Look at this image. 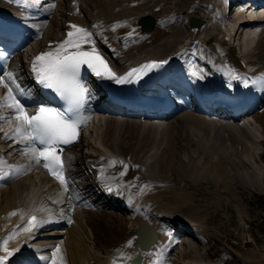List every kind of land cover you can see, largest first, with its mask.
Here are the masks:
<instances>
[{"label": "bare ground", "instance_id": "bare-ground-1", "mask_svg": "<svg viewBox=\"0 0 264 264\" xmlns=\"http://www.w3.org/2000/svg\"><path fill=\"white\" fill-rule=\"evenodd\" d=\"M249 1L252 3L249 4ZM259 1L228 0L225 4V0H52V3L44 6L43 9L37 8L35 4L32 5L31 8L34 11L29 13L22 10L19 5H15L12 0H0V12L2 13L0 19L5 20L7 16L9 18L10 15L7 12H12L17 15L19 21L17 19V21H11L18 23L22 34L27 32L33 35L27 40L29 47L25 52L22 50L21 43L12 45L6 41L3 44L4 47L0 46V70L15 72L22 86L32 88V96L28 98L31 109H34L40 101L33 84L34 78L27 64L39 50H54L55 45L65 39L66 33L70 30L69 24H76L93 33V38L97 42L96 47L118 76H124L131 69L149 62H165L147 75L142 74L139 79L133 78L132 82L124 84L135 91L151 87L154 88V93L160 92L159 86L170 101L167 107L164 104L156 106L153 102L149 103L154 110L145 109L143 111L144 113L150 111V116L147 118L127 117L124 121H118L111 111L103 108L106 98L100 91H97V88H94L90 95L97 111L104 114L102 117L99 116L101 117L99 119L106 124L103 129L104 135L95 136L97 140L102 138L105 141V144H102L105 147L104 152L98 149V146L93 147L90 142L87 151H79V143L82 141L80 133L76 142L70 147H63L62 159L66 161V171L63 175L69 178L70 193H65L64 186L55 177L45 176L41 167L34 163L44 177L56 185L51 186L52 188L49 186L51 190L47 191L48 202L46 198L40 199L42 195H46V192L40 193V188L34 186L35 183L41 184L42 175H39V171L34 170L38 173L35 177L25 176L23 183L18 180L20 175L31 170V162L30 167L28 163L23 166L19 163H11V160L0 164V169L21 170L19 175L9 176L4 181H0V187L3 186L5 191L0 201V243L11 237L8 239L7 247L14 253L8 258L12 264H51L52 249L56 247L60 249L57 259L61 261V264H113V262L129 264L131 260L118 255V250L132 258L140 251L141 257L136 259V264H153L154 261L157 264H175L176 258H179L181 262L183 257H188L190 254V258L196 261L200 256L202 257L199 247L193 242L201 237L208 239L207 234H204L198 225L185 221L173 213L152 209L147 206V203H143V200L142 204L133 201L134 192L127 190L121 184L117 178L119 172L114 171V166L121 164L116 163L109 167L107 161L113 159L125 161L127 172L130 173L127 177L128 181L135 179L133 178L135 173L137 174L135 176H138V171H131L129 166L136 161L139 164L145 163L149 167L152 166V170L156 169L157 173L159 172L158 175L161 172L163 175L161 178L167 179L172 173L175 179L174 185L183 186L197 184L194 178L196 175L193 176V174L195 170L198 172L202 170L203 166L199 169L194 160L195 157H199L207 166L204 167L207 168L205 174H199L202 176V182L206 179V174L212 172L213 186H218L220 182L219 193L230 192L237 198V194L242 196V187H249V191L257 188V183H259L255 175L257 172L253 174L252 170L247 169V173L242 174L240 163L242 164L245 158L253 162L252 159H256L255 153L264 167V156L261 157L259 152H256L255 138L252 134L248 135L246 130L249 126L252 127V123L254 126L257 124L256 127L264 135V90H261L260 83H252L253 80L264 76V21L255 44L249 48V45L254 42L250 30L253 21H247L246 18L248 14L253 15L252 6ZM21 13L35 14V18L22 16ZM81 14L84 16H80ZM146 14L154 19V24L149 31H143L138 24L140 17ZM189 17L201 18L203 22L199 27H190L187 23ZM29 18L34 19V22H27L26 19ZM258 20L262 21L264 18H258ZM0 32L3 36H12L10 33H14L12 26L4 25L3 22H0ZM130 32L131 36L128 35ZM237 32L238 40H242L239 53L233 45L228 43V38L234 37ZM23 53L27 61L25 66L20 67L23 61L21 58L23 56L20 55ZM192 57L201 64L197 71L199 77L186 76L182 67L179 71L173 69L188 62ZM245 66H250L252 70H247ZM230 71L247 79L249 87L246 88L240 81L242 94L237 93L235 88L222 90V93H231L237 101H240V111L243 116L248 117L247 120L254 116V119L249 121V125L241 121L238 124L231 123L239 121L241 112H233L232 114L237 116L229 120L223 114L226 111L217 107L212 97L220 92L212 87L205 74L212 73L215 78L223 82V73L228 74ZM93 76L95 75L90 69L82 74L85 81ZM204 77L208 81V87L197 89L195 86L198 79ZM111 81L113 80L108 82ZM94 83L97 84V81ZM1 90V97H3L6 89ZM205 100L212 101L210 105H207L204 103ZM199 110H202V114ZM5 112L9 115L11 110L6 107ZM205 112L207 115L203 114ZM16 126L17 121L15 120L13 129L8 130L5 137L13 134ZM110 135L113 136L111 139H109ZM0 138L1 141L6 140L1 132ZM263 142L264 140L261 144L264 145ZM12 143L22 146L18 141ZM238 143H241L243 147L241 153L238 150ZM190 146L193 150L189 149ZM25 157L30 159L28 155ZM101 157L104 158L106 180L112 184L114 189L111 193L107 191L105 182L98 179ZM78 161L81 165L77 164ZM7 162L12 164L10 169ZM118 170H125V168L122 165ZM249 170L251 172H248ZM75 175L78 177L77 181ZM189 175L193 176L194 181L192 177L186 178ZM154 176L156 177V174ZM155 177L152 179L146 173L145 177L136 178L135 184L139 186L142 178L145 179L142 186L154 184V181H163ZM165 182L161 186H149L150 190H147L149 187L144 188L143 191L147 190L149 195L146 201L156 200V198H161V201L162 199L168 200L169 193H176L169 183ZM46 186H48L47 183L43 185V188L45 189ZM117 188L120 194H117ZM38 192L40 197L34 201L36 197L34 193ZM218 192L212 193L218 194ZM76 193L79 194L80 200L73 201V206L70 208L69 195ZM184 194H188V191L185 190ZM39 199L42 201L40 202ZM58 203L60 205L54 207L57 212L53 213L52 206ZM126 209L129 211L127 217L119 213H124ZM12 213L15 215H11ZM32 216H36L37 219L46 218L53 222L44 224L30 234L24 229L29 227L27 222ZM69 216L72 219L70 224L67 222ZM238 216L236 215L237 220L233 221L237 223V233L240 231L239 234H241L246 226L242 221V216ZM89 221L97 230L102 228L99 232L91 229L90 239L88 238ZM116 224L118 227H115ZM86 225H88L87 228ZM139 225L146 226L156 235L147 249H140L138 246L135 231ZM60 227H63L64 232L59 229ZM44 231L50 233H43ZM45 235L55 237L63 235L64 238L50 241L37 240V237ZM148 235L151 239L149 231ZM33 238H37L36 241H31ZM130 239L133 240L132 246H126V242ZM245 243L249 244L248 241ZM225 246V251L217 260V264H232L229 260L245 262L244 257L237 252H232L227 245ZM206 249L204 254H206ZM168 251L174 252V259L164 262L163 257ZM0 255H5L2 249H0ZM41 256H48L49 260H41ZM257 256L263 257L264 261L263 252L258 253Z\"/></svg>", "mask_w": 264, "mask_h": 264}, {"label": "snow or ice", "instance_id": "snow-or-ice-1", "mask_svg": "<svg viewBox=\"0 0 264 264\" xmlns=\"http://www.w3.org/2000/svg\"><path fill=\"white\" fill-rule=\"evenodd\" d=\"M12 2L27 8L34 5L36 0H12ZM68 27L70 30L66 33L65 39L57 43L54 50L44 51L35 56L30 70L34 83L42 89L51 90L63 101L62 107L41 103L31 109L28 98L32 96V88L22 86L18 82L19 76L15 72L0 70V87L6 89V94L0 97V107H7L11 110L9 121L11 119L17 121L13 135L8 139L18 141L20 145H23L21 151L30 156V160L35 164L39 165L43 162L44 168L64 186L65 193H70L71 189L69 178L63 175L66 171V161L62 159L63 146L70 145L78 139L79 130L90 118L83 114L88 98V89L82 80V68L86 66L96 77L122 84L132 82L133 78L139 79L142 74L147 75L165 63L149 62L131 69L124 76H118L96 47L97 42L93 38L92 32L76 24H69ZM37 31L39 32V29ZM128 35L131 36L132 33L130 32ZM228 76L230 81H242L246 88L249 87L247 79L235 75L231 71ZM252 83H260L261 90H264V76L253 80ZM4 119L5 117L0 116V120ZM100 160L102 163L98 171V179L105 182L107 191L111 193L114 189L112 184L106 180L104 158L101 157ZM2 163L3 161H0V164ZM116 163L124 166L125 171L119 173V176L123 177L127 170L125 161L115 159L107 161L109 167ZM20 171V169L9 172L0 171V180L19 175ZM146 187L147 185L142 186L141 191ZM116 190L117 194H120L119 188ZM78 200H80L78 193L69 195V207L73 206V201ZM11 215H15V213ZM49 222L53 221L46 218L37 219L36 216H32L27 222L29 227L24 230L31 234L35 229ZM67 222L72 223L70 216L67 217ZM8 239L0 243V249L5 253V255H0V264H7L8 258L14 255L13 251L8 250ZM132 244L133 240L131 239L126 242V246H132ZM59 251V247L52 249L51 264H61V261L57 259ZM118 255L129 260L132 259L119 250ZM40 259L48 261L49 257L41 256ZM153 264H157V262L154 261Z\"/></svg>", "mask_w": 264, "mask_h": 264}, {"label": "rangeland", "instance_id": "rangeland-1", "mask_svg": "<svg viewBox=\"0 0 264 264\" xmlns=\"http://www.w3.org/2000/svg\"><path fill=\"white\" fill-rule=\"evenodd\" d=\"M47 3L51 4L52 2L47 1ZM80 16L83 17L84 15L81 14ZM250 30H252V29L250 28ZM228 40H229L228 43L235 47L237 44V41H238V32L234 35V37L228 38ZM256 40L257 39H255L254 42L249 45L250 47L249 46L248 47L252 48V46L255 44ZM28 46H29V44L25 43V45L22 46V50L24 51V49H27ZM237 52L239 53L238 49H237ZM24 54L25 53H23V55L22 54L20 55V56H23V57H21L23 59V61L21 62L20 67H22V65L23 66L26 65V57H24ZM258 65H260V64H258ZM258 65H256V66H258ZM1 88L3 89V87H1ZM103 106H104L103 108H106V105L103 104ZM0 116H2L1 111H0ZM99 116L102 117V116H104V114L102 112H98V111L95 112L94 117L92 119H90L88 124L85 125V127L82 129V131L80 133L81 134L80 138L82 139V141H81V143H79V151H83V152L87 151L88 145L90 143H92L91 145H93V147L98 146L97 148L99 149V147H100L101 151L104 152L103 149H105V147L102 144H105L104 143L105 141L102 138L100 140H97L98 138H97V136H95L97 134H99L100 136L104 135L103 129L106 126L104 121L99 119V118H101ZM253 117L254 116L250 117L248 120H253L254 119ZM164 121H166V120H164ZM240 121H242V120L233 121L231 123L238 124ZM10 122H13V121L10 120L9 122H7V120H5V121L0 120V132H1L2 137L4 139H6V140L2 139V141H3L2 142L1 138H0V160L3 162H6L7 160H11L12 161L11 163H15V164L19 163V164H22L23 166H25L28 163L29 167L32 165V167H30L31 170L20 175L18 177V180H19V182L23 183L25 180L24 178H26L27 176L31 175V176L35 177V174L37 176L38 173H39V175H42L41 176V184L35 183L34 186L36 185V187L40 188V191H39L40 193L46 192V195H42L40 197L39 192L34 193V195L36 196L34 201L40 197V199L46 198V202H48L49 197L47 196L48 195L47 191L49 192V189L52 188L55 184L53 185V183L51 181H49L47 177H44V175L39 171V169L37 168V166L34 164L33 161H30L29 158L26 159V157L24 156V153L22 154V152L20 150V148H22L21 146L13 145V143H11V139H8V137L7 138L4 137L5 131L3 130V127L7 126V124H10ZM256 126H257V124H255V126H254L252 123L253 128L251 126H249L246 130H247L248 135L251 136V134H252L254 136L255 141H256V144H255V148L257 150L256 152H259L261 157H263L264 156V145L261 144V142L264 140V135L261 132V130L258 129ZM251 129L253 130L254 133L252 132ZM112 137L113 136L110 135L109 139H111ZM238 142H240V141H238ZM257 143H258V145H257ZM72 144L67 145L66 147H70ZM238 145H239L238 146L239 152L240 153L243 152V150H242L243 147H241L242 146L241 143L240 144L238 143ZM189 149L193 150V147L190 146ZM66 150H68V149H66ZM129 156H130V154H129ZM254 156L256 157V159H252V161L254 163L251 162L250 160L248 161L247 158H245V161H242V164L240 163V169H241L240 172L242 174H245V173H247V171H246L247 169L252 170L253 174H255V172H257L255 174L258 177L257 181L259 182V183H257V186H256L257 188H253L250 186L253 189L249 191V189H250L249 187H246V188L242 187V189L239 187L241 189V191H243V192H242V196L240 194L239 195L237 194V198H236V196H233L230 192H220L219 193L218 192V186H220V182H218V184H217L218 186H216V187L213 186L214 184H213V181L211 180L213 173L210 171H209L210 173L206 174L207 176L205 175L206 179H204L202 182V180H201L202 176L201 175L205 174V172L207 171V168H204V167H207V166L205 163H203L201 161V159L199 157H197L198 159L195 157V160H194L195 165L199 169H201V167L203 166L202 167L203 171L200 170L198 172L195 170V172L193 174V176L196 175V177H199L197 179L194 176L197 184L192 183V185L185 184L183 186H178V184L174 185L175 179L171 175L172 173L169 174L170 177L167 179L161 178L163 176L161 174V172H160V175H158L159 172L157 173L156 169H154V168L153 169L155 171L152 170V166L149 167V165H145V163L139 164L136 161L132 162V164H133L132 166L129 165L131 168V171H134V170L138 171V176H135L136 173L133 175V178H135V179L130 178L131 179L130 181L132 182V184L130 181L127 180V177H129V175H130V173L127 172V170H126V174L123 177L118 176L117 178L119 179L121 184H123L125 186V188H127V190L134 192V194L132 196L134 199L133 201H136V203L142 204V200H143V203H147V206H149L152 209H158V210H162L164 212L168 211L170 213H173L174 215H176L179 218H182L185 221H188V222H191V223L198 225L199 228L203 231V233L207 234L206 236L208 237V239L207 238L204 239L201 237L198 241L193 242V244H195L199 247V251L202 254V257L200 256V258H198V260H197L198 262L196 260H193V258H190L191 257L190 256L191 254H190V255H188V257H183L181 262L178 260L179 258H176L177 260L174 261L175 264H217V260L222 256V253L225 251V248H226L225 245H227L232 252L239 253L245 259L244 263H240L238 260H229L232 264H260L261 262H262L261 264H264L263 257L261 258V257L257 256L258 253H261V252L264 253V167H262L263 165H262V162H261L260 158L258 157V155L257 154L255 155V153H254ZM14 157H15V159H14ZM263 159H264V157H263ZM19 160H20V162H19ZM246 162L247 163L249 162V163L247 164ZM77 164L81 165L79 163V161L77 162ZM204 164H205V166H204ZM249 164H250V166H249ZM251 164L253 166H251ZM121 166L122 165H115L114 171L119 172V173L122 171H125V170H118V169H120ZM80 167L82 168V166H80ZM147 167H148V169H146ZM227 167L229 168L230 165L228 164ZM234 167H235V165H234ZM242 169H243V172H242ZM32 170H33V173H32ZM34 170H37V172L38 171L39 172L38 173L36 171L34 172ZM145 170H148V171L145 172ZM250 170L248 172H251ZM83 171H85V170H83ZM153 172H155V173H153ZM146 173H148V175H150V177H152V179H154V177H155L154 175L156 174V177H155L156 179L163 180L162 182L154 181V184H148L147 187L155 186V185L161 186L162 184L166 183L165 181H167V183H169V186H171V189L173 191H175L177 193V195H176V193L173 192V194L169 193V196H170L169 198H171V199H169V198H168V200L162 199V201H161V198H156L157 201L155 199H153V200L151 199V200L146 201V199H147L146 197H149L147 190H150V187L146 191H141V189H140L142 184H144L145 179L144 178L141 179V184L139 186H136V184H135L136 178H140V176L145 177ZM199 174H201V175H199ZM193 176L189 175L186 178H188V177L193 178ZM21 177H23L22 178L23 180L21 179ZM74 177H76L75 180L77 181L78 177L76 175ZM194 178H193V181H194ZM164 179H165V181H164ZM36 180H37V178H36ZM35 182H37V181H35ZM44 182L47 183V185H48L45 187V189L48 188L47 190H45L43 188V185L45 184ZM198 182H200V183L198 184ZM126 184H127V186H126ZM5 186H10V185H5ZM49 186H50V188H49ZM256 189H258V190H256ZM43 190H44V192H43ZM185 190L188 191V194L183 195V192H185ZM163 191H161V192L164 194ZM178 191H179V195H178ZM211 191L213 193L218 192V194H213ZM4 192H5L4 187L1 186L0 187V201L2 199V194ZM145 195H147V196H145ZM173 195L175 196V198ZM40 199H39V201H40ZM227 200H228V202H227ZM235 200H237V201H235ZM38 202H37V204H40ZM181 202L182 203L186 202V203L182 204ZM59 205H60V203H58V205L52 206V208L54 209L53 213L57 212L56 208H54V207H58ZM111 209H113V208H111ZM65 211L67 212V208L65 209ZM101 213H103V211ZM119 213L122 216H124V215L126 217L129 216V211L127 209L124 211V213H121V212H119ZM188 214L190 216H188ZM236 215L242 216V221H243L244 225L246 226L245 229H243V232L241 234H239L240 231H239V233H237L238 232V226L236 225L237 223H235L233 221L235 219L237 220ZM118 218H120V217H118ZM85 227L87 228L88 225H86ZM115 227H118V224H116ZM59 229H62V231L64 232L63 227H60ZM88 229H89L88 238L90 239V237H92L91 229L99 232L102 228L97 230L96 228H94L90 224V221H89ZM65 232H66V230H65ZM43 233L48 234L50 232L44 231ZM186 237L189 238V236H186ZM37 238H33L31 241H36V239L39 241H50V240H56V239L57 240L58 239L63 240L64 236L58 235L55 237L52 235H45V236H40ZM247 241L249 244L245 243ZM38 244H40V243H38ZM205 249H206V254H204ZM92 250H94V248H92ZM173 251H176V249H173ZM207 252H208V254H207ZM173 253L174 252H172V251H168L164 255L163 261L167 262L169 260L174 259ZM68 260H70V259H68ZM221 260L223 262V260H224L223 257L221 258ZM190 261H191V263H190ZM248 262H250V263H248Z\"/></svg>", "mask_w": 264, "mask_h": 264}, {"label": "water", "instance_id": "water-1", "mask_svg": "<svg viewBox=\"0 0 264 264\" xmlns=\"http://www.w3.org/2000/svg\"><path fill=\"white\" fill-rule=\"evenodd\" d=\"M199 22L200 21H198V20H196V19H194V18H191L190 19V24L192 25V26H194V25H197V24H199ZM139 24H140V26H141V29L143 30V31H149L151 28H152V26H153V24H154V19H153V17L152 16H150V15H144V16H142V17H140V19H139ZM139 228V227H138ZM137 228V229H138ZM150 234H151V239L146 243V244H144V245H140V248L141 249H147L148 247H149V245L153 242V240L155 239V237H156V235H155V233L153 232V231H150ZM141 257V255H140V251H138L137 252V254H136V256H135V258H140Z\"/></svg>", "mask_w": 264, "mask_h": 264}]
</instances>
